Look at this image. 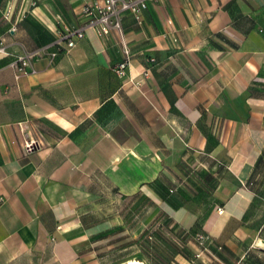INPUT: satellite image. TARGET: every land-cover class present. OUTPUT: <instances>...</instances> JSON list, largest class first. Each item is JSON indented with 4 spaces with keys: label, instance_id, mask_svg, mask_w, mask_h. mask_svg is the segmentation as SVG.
<instances>
[{
    "label": "crops",
    "instance_id": "0c3cea01",
    "mask_svg": "<svg viewBox=\"0 0 264 264\" xmlns=\"http://www.w3.org/2000/svg\"><path fill=\"white\" fill-rule=\"evenodd\" d=\"M94 1L0 0V264H126L116 253L244 264L264 252L249 220L264 162V0H151L141 23L127 13L124 76L116 34L94 29L34 74L11 66L81 27ZM145 198L147 216L120 212ZM196 222L213 243L200 257Z\"/></svg>",
    "mask_w": 264,
    "mask_h": 264
},
{
    "label": "built area",
    "instance_id": "2783aa9c",
    "mask_svg": "<svg viewBox=\"0 0 264 264\" xmlns=\"http://www.w3.org/2000/svg\"><path fill=\"white\" fill-rule=\"evenodd\" d=\"M151 0H95L93 3H87L83 8V15L85 23L76 29L65 31L59 39L50 45H46L32 51H28L18 56L12 61L11 66L16 70L26 73L34 74L36 69L34 61L41 57H48L51 62L58 56L60 49L64 44L68 48L73 47L76 42L85 37V33L89 29H94L100 36L109 35L111 32L115 33L119 43L122 46V51L125 59L123 62L116 65L114 71L119 76H124L125 71L130 63V48L125 40L123 18L129 13L138 22H142L143 14L148 8ZM1 52L4 49H0ZM36 142H29L26 144L27 152L36 149ZM223 209H219V213H223ZM211 238L208 234L197 233L194 236V243L200 250L197 254L198 257L201 253L209 251L208 244Z\"/></svg>",
    "mask_w": 264,
    "mask_h": 264
},
{
    "label": "rangeland",
    "instance_id": "374dc122",
    "mask_svg": "<svg viewBox=\"0 0 264 264\" xmlns=\"http://www.w3.org/2000/svg\"><path fill=\"white\" fill-rule=\"evenodd\" d=\"M254 187L257 190V203L254 207V210L251 214V216L249 217V220H251L253 223L252 225H255V227L257 228H262V235L264 236V162L261 164L260 166V171L259 173L256 175L255 180H254ZM105 199L103 198L102 201H104ZM101 205H98V211H100L101 214L105 213V208L103 206L104 203H100ZM110 208V207H109ZM119 208V207H118ZM100 209V210H99ZM152 211V208L150 207V205L147 202V199H139L138 203L135 204H130L128 205V207H123L122 210H120L121 213L128 215V217H133V219L135 220V215L139 214V216L141 215H145L147 216L148 214H150ZM112 213V212H111ZM114 213H116V211H114ZM251 218V219H250ZM141 220V218L139 217V221ZM247 222V221H246ZM128 224H132V225H136V222H129ZM146 225H152L148 224V222L145 223ZM149 227V226H148ZM148 227L145 230V235H147L148 233ZM150 228V227H149ZM117 229V228H115ZM167 230L168 231H174V226L168 227L167 226ZM206 233V232H205ZM148 236H150V234L147 235L146 238H143L141 245H142V249L144 248H148V246H150V242L152 241ZM194 236V235H193ZM246 244V243H244ZM115 256H124L125 258L127 256V258L129 259H123L125 260V262L131 259H135L139 262H143V257L145 258H151L154 255H148L147 253H144L143 255H120V254H114ZM143 256V257H142ZM211 258L212 261V257ZM127 261V262H128ZM207 263H211V264H219L218 262L214 261L213 259V263L210 262L209 260H206ZM126 262V263H127ZM244 264H264V252H260L259 250H250V253L248 255H246V258L244 260Z\"/></svg>",
    "mask_w": 264,
    "mask_h": 264
},
{
    "label": "trees",
    "instance_id": "16d2710c",
    "mask_svg": "<svg viewBox=\"0 0 264 264\" xmlns=\"http://www.w3.org/2000/svg\"><path fill=\"white\" fill-rule=\"evenodd\" d=\"M255 197H257V196H255ZM198 224H199V223L196 222V225L194 226L193 230H191L194 236H195L197 233H199V232L204 233V232H202V231L199 230V228H198ZM212 244H213V243H212V239H211L210 243L208 244V248H209V246H212Z\"/></svg>",
    "mask_w": 264,
    "mask_h": 264
},
{
    "label": "bare ground",
    "instance_id": "6f19581e",
    "mask_svg": "<svg viewBox=\"0 0 264 264\" xmlns=\"http://www.w3.org/2000/svg\"><path fill=\"white\" fill-rule=\"evenodd\" d=\"M126 264H145V263L132 259V260H129Z\"/></svg>",
    "mask_w": 264,
    "mask_h": 264
}]
</instances>
